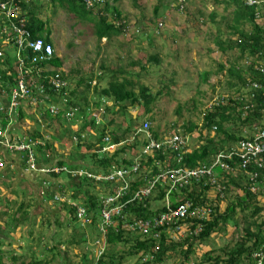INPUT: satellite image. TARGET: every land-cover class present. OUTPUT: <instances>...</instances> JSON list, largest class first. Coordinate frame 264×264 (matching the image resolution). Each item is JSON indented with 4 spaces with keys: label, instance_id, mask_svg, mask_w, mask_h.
Masks as SVG:
<instances>
[{
    "label": "trees",
    "instance_id": "1",
    "mask_svg": "<svg viewBox=\"0 0 264 264\" xmlns=\"http://www.w3.org/2000/svg\"><path fill=\"white\" fill-rule=\"evenodd\" d=\"M5 1L7 0H0V2ZM49 1L51 3L57 2L60 8L69 9L71 13H75V9L72 7L75 4H80L81 6L79 7L82 11H85L88 16L93 14L91 13L92 11H89L91 7L88 8L83 0ZM119 1L120 0H112V3L108 4L106 0H103V5L97 6L100 7L98 12H95V14L90 17L92 19H90L91 21H98V25L95 26V22L93 27L94 34L99 39L107 36H117L123 32L125 33L126 25L122 24L116 26V23L121 19L119 17L120 13L115 6ZM156 1L158 4L152 10L153 15H156L159 7L162 9L164 8L161 3L163 0ZM209 1L216 7L224 5V10H227L228 7L231 8L226 15L228 19L225 24L227 36L224 39L218 37L220 30L216 27V37L218 38L214 39V44L221 53L230 49L236 50L235 56L226 58L224 61V63L227 64L226 69H224V74L229 78L226 84L231 90L234 89L236 99L232 97L234 95H227L224 99L221 98L219 102H215L211 110L202 112L199 128L198 125L191 122H188L185 127L182 128V134L188 131H194L196 128L199 129L197 130V133L199 131L197 138L202 141V144L197 149L189 150L184 144V138L179 134L178 136L182 141V145L175 150L166 148L162 134L159 138V131L157 132L151 129L150 122L152 121L149 117V113L152 112L156 98L162 91L151 93L147 85L139 83L133 85L132 80L126 77L120 81L109 82L107 87L99 91L93 90L97 98L102 97L111 99V109L113 113L116 112L118 116H121L124 120L125 127H122L123 130L119 133L111 132L107 128L113 124V121H109L106 125H100V127L96 129V126L91 124V122H87V118L80 110V107L84 110V104L88 103L86 101L87 97H84L83 91H87V86L84 87L85 81L90 80L91 77L85 72L80 71L82 75H76V77H74V83L71 81L69 84V91L66 87L56 88L52 85L45 84L43 95L39 98L40 101L36 102L35 95L32 92H29V96L24 100L27 107L35 106L37 108L36 113L42 117L47 124L53 125L52 134H50L48 138L49 141L35 146L37 149L31 151L34 156L33 163L37 164L39 158L40 162L43 164H52L54 157L50 159L49 154L56 146L52 139L56 137L57 131L61 128V122L59 120L70 110L76 111L77 119H79L81 111V119L78 121L81 123L80 127L76 128L75 131L73 130L72 133V130H69L67 133H71L70 138L77 140L73 150H84V154H88L87 159L84 155L78 156V160L93 164L98 172H106V169L111 164L127 168L132 161H138V169L135 171L129 170L126 175L129 182L126 194H120L118 196L113 195L124 203L125 207L120 213L121 215L115 214L112 216L110 222L106 221L108 224L104 222L101 216V211L104 209V201L108 195L104 194L101 199L99 198V195L103 194L104 191L108 189L107 184L99 187V192L97 193L94 191L95 185L91 181L83 178L77 180L67 177L70 179V182L67 183V189L72 193L70 199L76 203L74 205L83 210V214L79 218L76 217L75 207L65 202H58L55 204L52 200L54 193H61L62 184L54 181V185L58 187L57 190L53 185L50 188L45 187V189L50 190H45V195L41 200L45 203L46 199H50L52 204L55 205L51 208L53 210L51 211L50 209L49 213H47L50 215L49 219L51 221L47 216L40 221L44 228L48 229L49 225L55 224L58 229L64 228L67 230L71 228L72 233H78V228L85 229L91 226L92 223L95 232L99 235L98 241H100V243H105L106 251L102 250V255H98V258L96 257L97 255L94 254L95 259L90 264H128L127 258L131 256H137L135 262L131 264H174L175 262L173 263L168 260L173 258L174 254L182 259L178 264H264V218H261L259 215L264 205L257 206V199L259 197L262 198L264 202V152L255 158L257 160L255 164L251 162V160L250 162L247 161L244 170L239 167V162L236 157H231L229 160L225 159L224 163L228 165V169H221L219 166L211 169V175L215 178L212 182H210L208 179L209 177L206 176L198 180L186 179L185 182L176 185L172 191L169 192L170 194L168 193L169 195H167V198L172 209H176L179 205L187 204L189 206L187 213H189V211L194 209L202 210L203 208L199 205H208V220L196 221L190 217L187 219L176 217V219L163 223L162 226L153 225V221L159 217V214L166 210L162 205L167 190L170 188L166 185L168 177H163L167 171L173 169L190 171L198 169L204 164L208 167L210 160L216 153L224 152L228 154L230 150H234L232 147H236L239 141L251 138L250 134L244 135V129H248L249 132H254L255 129L252 127L258 125V127L264 128V117L261 113L262 108H264V74H261V71L258 73L254 71L255 65H259L261 69L264 68V32L261 27L257 26L253 19L254 10L261 12L264 8L258 5V2L247 7L243 6V1L241 0ZM36 2H38V0ZM181 2L182 4H180L179 8L177 7L178 10L176 9L175 12L188 14L187 6L189 3H193L192 0H182ZM24 3L32 2H25L23 0L16 2V6L20 13L15 20L16 24L19 26L18 20L22 19L23 23L21 27L31 33L32 38L39 37L38 35L43 30V22L37 17H34L33 11L29 9L30 6L26 7L27 4ZM172 9L174 10V8ZM213 10L208 13V20L210 22H213L217 16V13ZM224 19L225 17L220 16L221 21H224ZM245 25L248 26V29L244 28ZM232 37L234 38L232 39ZM146 61L149 64L158 65L160 56L159 54H149L146 56L145 62ZM242 61L243 64L248 62V66H243V64H241ZM13 63L11 57L10 60L4 58L3 64L7 67L6 70H0V100L7 102H10L8 99H11L12 91L17 89V77ZM134 63L135 61H131V66H134ZM44 64L59 68L61 66V60L57 57H51L43 60L40 65ZM222 65L223 64H218V72L223 71ZM138 67L139 71L132 75L134 79H137L139 72H143L145 69V66L141 64H139ZM120 75L122 76V74ZM206 77V72L200 73L197 86L206 82ZM60 78L64 79L62 76H60ZM167 81L168 84H172L171 81ZM160 83L163 84L161 81ZM133 88H136L135 92ZM28 89L30 91L29 87ZM195 94L196 96L203 95L199 89H195ZM78 96L81 100L77 102L76 99ZM245 97L246 100H244ZM222 100L226 102H222ZM47 101L48 105L45 106V111L47 110L53 115L52 119L46 115V112L38 111V106ZM32 103L34 104L32 105ZM190 103L192 110L196 111L198 114L197 101L192 99ZM21 105L22 100L19 99L14 109L3 107L0 110V130H4L8 124L9 127H16V129L13 127V129H11L17 132H19L20 129L21 131L27 130L21 127V124H26L22 119L24 117L23 111L18 110ZM131 106L142 107L143 119L149 122V124L146 123L147 127L145 130L142 128V116L130 117L129 108ZM182 109L183 108L177 104L175 115L180 116ZM64 120L68 122V118H64ZM86 125L89 131L85 129ZM170 127L172 128L173 126L170 125ZM24 131L22 132V136H19L18 133L9 135L11 139L10 144L22 141L25 143L27 140H23L24 136L32 140L42 139L40 133L36 130L30 133ZM78 131H83L84 134ZM86 131L97 132L98 138L95 142L89 143V141H87ZM202 131L205 132L203 135H201ZM104 135L107 136L104 137ZM81 136H83V138ZM103 137L108 139L107 144L113 145L112 151L102 150V147L106 145L101 142ZM127 140L130 142H126ZM150 141L163 145L161 150L151 148L152 153L142 155L144 147L147 146ZM9 154H11L10 156L18 155L17 158H19L21 166L26 164V151H14V153L12 152ZM0 160H3V158H0ZM2 162L6 163V161ZM64 163V161L59 160L55 163V166L58 168H69V166H66ZM257 164H260L259 167ZM252 172H254L255 178L252 179L253 181H249L248 178L251 176ZM61 174L63 173L59 172L54 174L48 171L46 175L54 180L60 177ZM156 179L157 183L152 189L153 191H151L147 197L139 194L138 198L133 199L135 193L138 191L140 192V189L148 188L150 183ZM217 185H220L221 189L214 192V201H210L206 198V193L210 186ZM253 185L257 188L255 193L250 191ZM10 186L11 184H8L7 188H10ZM239 191L240 194L238 195L236 192ZM19 194L22 193L19 192ZM161 201L162 205L159 208L156 210L151 208L152 203H161ZM221 202L223 203L222 210L219 209ZM57 205L60 207H57ZM28 206L29 204L25 203L23 207L22 201L21 203H16V207L7 204L6 209L11 208L12 210L14 208V210L9 217L6 215L7 219L5 221L9 220V222L5 224L4 227L7 228V226H9L13 228L14 218L17 219L18 222H20V220H27L29 222L30 215L26 210ZM4 207V200L2 199V203L0 204V215L3 216H5L4 212H6ZM57 211H61L64 216H62V218L64 219L60 218ZM4 219L5 218H3V221ZM89 221H91L90 224ZM146 222H148L149 225L145 227L146 231L142 233L138 225ZM79 223H81L82 227ZM74 224L78 227H75ZM1 225L2 220H0V226ZM128 225L134 226V229L131 230ZM228 225L232 228L230 234L233 240L223 241L219 245L212 243L211 238L218 237L219 240V238L223 236H219V233L225 234ZM174 228L180 229V232L175 231V233H172L179 239L178 241L171 239L168 233L169 229ZM181 228H184V230ZM178 233L180 236H178ZM3 238H5L4 234L0 233V248L3 246L1 243ZM102 238L104 240H101ZM68 239L70 243L71 237ZM205 245H209L208 249L203 248ZM125 246H127L126 249L124 248ZM151 247L155 248L151 251ZM197 250L200 251L193 256L194 252ZM140 252L141 254L137 255ZM4 253L9 254L8 259L12 262L11 264H13L15 257L12 256V250H0V264H5L2 261ZM147 255L149 256L147 257ZM145 256L146 259L144 260ZM83 259L84 253H82L81 260L83 261ZM20 264H42V262L29 259L28 262H20Z\"/></svg>",
    "mask_w": 264,
    "mask_h": 264
},
{
    "label": "rangeland",
    "instance_id": "2",
    "mask_svg": "<svg viewBox=\"0 0 264 264\" xmlns=\"http://www.w3.org/2000/svg\"><path fill=\"white\" fill-rule=\"evenodd\" d=\"M83 1L88 8L93 6L92 3L89 4L88 1ZM192 2L193 3H189L187 6L188 14L176 13L164 6L163 11H161L162 8L159 7L156 15H153L152 10L158 4L156 0H121L115 6L120 13L119 17L126 22V31L117 36L105 37L104 46L100 44V39L94 34V27L92 26L91 28L89 24L90 17L94 14L88 16L87 13L80 12L79 16L81 21H76V19L72 18L75 14L71 13L69 9L60 8L57 2L51 3L49 0H40L35 2L34 5L36 7L35 9L41 12H37V18L43 22V30L45 32L50 31L51 35L55 34L63 39V41H61L62 43L57 45V47L55 46L54 54L62 61L61 68L67 70V72L64 71L66 72V80H70V82L72 81V83H74V77L78 75L77 71L80 68V71H89L100 79V85L103 87L105 83L107 84L114 80L113 73L115 72L117 74H122V77L132 80L133 85L136 83L147 85L151 93L162 91L156 98L152 112L150 113L151 115L149 116L152 121L150 122L151 129L153 131H159V138L161 134L165 136L172 132H178V134L184 138L186 143L185 146H187L189 150H193L197 149L202 144V141L197 138L199 133V131L197 133V130H199V124L201 123V113L211 110L210 105H215L213 101L216 99L220 97L224 98L230 94L235 96L234 89L231 90L226 84L229 78L224 74V69L227 67L224 61L226 58L235 56L236 50L230 49L221 53L214 44V39L218 37L224 39L227 36L225 24L228 19L226 15L231 8L228 7L227 10H224V5L216 7L209 0H192ZM161 3L163 6L164 3L168 2L162 1ZM212 10L217 13V16L213 22H210L208 20V13ZM220 16L225 17L224 21L220 20ZM95 22V26H97L98 21L95 20ZM95 22L93 20V23ZM158 23H160L161 26ZM53 26L60 28L62 36H60L59 29H53ZM216 27L220 30L218 37H216ZM244 28L248 29V26L245 25ZM134 30L138 32L139 36H136L137 32H134ZM233 38L234 37H232V39ZM149 54H159L160 62L158 65L149 64L147 61L145 62L146 56ZM132 60L135 61V65L141 64L145 66L144 71L139 72L137 79H134L131 75L137 73L139 67L131 66V69L127 68ZM218 64H223V71H217ZM241 64H243V61ZM202 72H206L207 74L206 82L197 86L199 74ZM119 79H121V77ZM167 80L171 81L172 84H168ZM160 81L163 84H161ZM195 89L201 90L203 95L196 96ZM133 90L135 92L136 88H133ZM80 99L81 98L78 96L76 101H80ZM192 99H195L198 103V114L196 111L192 110L190 103ZM217 101L220 100L218 99ZM222 102L226 101L223 100ZM177 104L183 108L180 116L175 115ZM47 105L48 101L40 104L38 106V111L46 112V115L52 119L53 115L47 110L45 111V106ZM84 105V110L82 107H80V110L84 113V116H86L85 108L89 107V109H91L92 104L85 103ZM132 107L135 106H131L130 108ZM36 110L37 108L33 106L30 107V112H28V114L22 112L29 123L28 125L21 124V127L26 128L28 126L29 128L26 131L29 133L33 130L38 131L42 139L47 142L49 141V135L52 134L53 125L47 124V122L36 113ZM142 112V107H138L135 115H142ZM105 113L108 114L111 121H113V124L107 128L114 133L122 131L125 127L122 117L118 116L116 112L113 113L112 109H106ZM59 121L61 122V128L57 131L56 137L52 139L56 146L53 148V151H50L49 158L51 159L54 157L58 160L57 158L61 157L66 166L73 167V161H77L78 156L85 155L86 159L88 158V154H84V150H73L74 145L71 143L70 134L73 130L75 131L76 128L80 127L81 123L73 120L67 122L64 119H60ZM188 122L198 125V128L194 131L192 130L182 134V128L185 127ZM170 125L173 127L171 128ZM12 129L9 130L10 135L18 133L19 136H22L23 131H21V129L19 132ZM69 130L72 131L70 134H67ZM78 132L84 134L83 131ZM204 133L205 132L202 131L201 135ZM247 134L251 136L253 131L249 132L248 129H244V135ZM23 138H27V136ZM97 138V132H87L86 139L89 143L95 142ZM126 142L130 141L127 140ZM36 149L37 147L33 146V150L35 151ZM66 160L70 163L66 162ZM82 164L90 171L94 170V168L89 166L90 163L82 161ZM74 166H76V164H74ZM211 177L213 178L212 175ZM60 179L63 181L62 186L64 187L66 183L70 182V179L64 174L60 175ZM24 186H27V184L22 182V186H18L16 191L23 189L22 187ZM236 193L239 195L240 191ZM9 195L10 193L7 192L4 197H8ZM207 195L208 197L206 198L210 201H214L215 193L213 194L211 191H208ZM99 196L101 199L104 194H100ZM17 198L18 197H16V199ZM257 200V206L264 205L262 198L259 197ZM1 203L2 197L0 196V204ZM7 204L8 203H6V205ZM164 204H166L165 201L163 205L162 201L161 203H152L151 208L156 210L161 205L163 207ZM115 206L118 207L119 203ZM33 207L30 209L31 211L33 208V215L39 211L41 212L40 207L36 205H33ZM57 207L60 206L57 205ZM219 209H223L222 202L219 205ZM259 215L261 218H264V207ZM35 219L36 217H34V220ZM8 222L9 220L2 221L0 233L4 234V237L7 238V240H11V242L8 245V241L2 239L1 243L3 247H1L0 250H12V256L15 257L13 264H20V262L26 263L29 259L33 261L39 260L42 264H90L94 261L95 255H97V258L98 255H102V250H98L97 248L103 247V250H105L106 247L104 242L100 243V241H98L99 235H97L93 226H88L85 229L78 228V233H72L71 228L67 230L64 228L58 229L55 224L49 225L48 229H42L38 221L35 220L26 230L21 229L13 233L14 230H11L9 226H7V228L4 227ZM79 224L81 226V223ZM74 226L78 227L76 224H74ZM175 231L180 232V229H169L168 233L171 239L178 241L179 239L176 238L175 234H172L175 233ZM231 232L232 228L228 225L225 234L219 233V236L223 235L219 240L218 237L211 238L212 243L219 245L223 241L233 240L230 234ZM178 236H180L179 233ZM69 237H71L70 243ZM101 240L104 239L102 238ZM60 244H63L65 247L58 246ZM208 246L209 245H205L203 248L208 249ZM124 248L126 249L127 246ZM153 248L155 247L150 248L151 251ZM198 251L200 250L195 251L193 256H195ZM82 253H84L83 261L81 260ZM140 254L141 252L137 255ZM64 255L67 256V261H64ZM148 256L149 255H147V257ZM8 257L9 254L5 253L2 256V261L5 264L12 263ZM136 259L137 256H131L127 258V263H134ZM145 259L146 256L144 260ZM168 260L173 263L175 262L174 264H178L182 259L174 254L173 258Z\"/></svg>",
    "mask_w": 264,
    "mask_h": 264
},
{
    "label": "clouds",
    "instance_id": "3",
    "mask_svg": "<svg viewBox=\"0 0 264 264\" xmlns=\"http://www.w3.org/2000/svg\"><path fill=\"white\" fill-rule=\"evenodd\" d=\"M106 1H107L108 4H111L112 3V0H106ZM163 1L168 2V3H164L163 6H165L167 9H169L171 11H174V12L176 11V9L178 10L180 4H182V2H181L182 0L181 1L180 0H163ZM241 1H243V6L250 7V6L253 5L252 4V5L249 6V5L246 4L245 0H241ZM255 1L258 2V5H261L264 8V5H263L264 0H259V1L258 0H255ZM92 4H93V6L90 9H94L97 6L103 5V0H92ZM172 8H174V10ZM163 10H164V8L161 9V11H163ZM263 10H261V12ZM261 12L254 10L253 19H254L255 23L257 24V26L261 27L262 31L264 32V29H263V26H262V22H261V18H260ZM164 14H165V12H164ZM13 24H14V20H8L6 18H3L0 15V61L2 62V68H3L1 71L6 70V67H7V66H5V64H3L4 58L5 59L8 58L10 60V57H11L12 58V61L14 62L13 63V67H14V71L16 73L17 82L19 81L20 78L23 80L24 85H26L27 88L29 87L30 88V92H32L35 95L36 102L37 101H40L39 98L43 95V89L45 88V84L52 85V86H54L56 88H58V87H66V89L69 91V88H70V86H69L70 80H66V73L64 71L63 72H59L57 70L58 68H55V67L50 66V65H47V64L40 65L43 62V60L49 59L51 57H56L55 54H54V49H53L52 45L49 44V43H47V42H45L43 40V38H41V37H34V38H32L31 33H29L27 31L29 33V39H28L29 41L32 42L33 40H36V39L41 40L44 45H47V46L50 47V53L47 54L46 51H44L42 53H40V52H34V51L31 50V48H29L28 46H26L24 44H23V46L21 48L18 49L16 47V44H14L15 36H14V31L12 29ZM122 24L126 25V22L121 18L118 21V23H116V26L122 25ZM158 24L161 26L160 23H158ZM125 31H126V26H125ZM134 32H137V31L134 30ZM136 36H139L138 32H137V35ZM25 51H27V52H25ZM9 52H10V54H9ZM12 55H14V56H12ZM37 55L38 56H41V59H39V60H37L35 62H32L31 59L34 56H37ZM18 64H20L21 66H18ZM248 64L249 63L247 62V63H244L243 65L244 66H248ZM134 66H138V65H135L134 64ZM127 68L131 69V64H129V66ZM254 71L257 72V73L261 71L262 72L261 74H264V68L261 69L259 65H255L254 66ZM56 72H58V73H56ZM77 74L78 75H82L79 69L77 71ZM88 75H90L89 77H91V79L85 81V86L84 87L87 86V91L84 92L85 91L84 90L83 91V94H84V97H87L86 101L88 103L92 104V107H91V109H89V107H86L85 108V113L87 114L85 117L87 118V122H91V124H93L94 126H96V129H97L98 127H100V125H106L109 121H111V119L109 118L110 116L105 113V110L106 109H111V99H107V98L105 99V98H102V97H100V98L98 97L97 98L96 97V95L93 93V90L99 91L101 89H104L105 87L108 86V83L107 84L105 83V85L102 87L100 85V79H98L92 73H90ZM60 76H62L64 79H61ZM120 77H121V79H119ZM131 77H132V75H131ZM123 78H125V77H122L120 74H117V76L112 81H117V80L120 81ZM248 89H249V87H248ZM82 98H83V96H82ZM221 98H223V97H220L218 99L220 100ZM218 99H216L213 102L214 103L215 102H219V101H217ZM235 99H236V97H235ZM24 100L25 99L22 100V104L25 105V107H27V104L24 103ZM244 100H246V97H245ZM7 104H8V108L9 109H14L16 107V105H15L14 107H11L10 108V103L7 102ZM33 104L34 103H32V105ZM210 106L212 107L213 104H211ZM25 109L28 110V109H30V107H27ZM136 110H138V107H136V106L130 108V110H129V113L130 114L129 115L130 116H133V117L134 116H137V117L138 116H142V119H143V116H144L143 115V112L141 113L142 115H135ZM263 111H264V108H262V111H261V113H262V115L264 117V112ZM64 118H68V121L73 120L75 122H78L81 119V114L79 115V119H77L76 111H71L70 110L66 114L63 115V118L62 119H64ZM201 118H202V115H201ZM142 122H143L142 123V128H143V130H145L146 127H147L146 126L147 125L146 123L149 124V122L146 121V120H144V119L142 120ZM253 128L255 130H254L253 134L251 135V138L254 136V134H255V132L257 131L258 128L259 129H264L263 127H257V126H255ZM85 129L89 131V128H88L87 125L85 126ZM9 130H10V128H8V127H6L4 130H0V133H1V136H0V149H4L3 150L4 152L12 153L11 151H8L7 150L6 145H5L6 141H9L10 142V140H11L10 137H9L10 134H8L9 133ZM22 131H24V130H22ZM176 134H178V132H176ZM169 135L163 136V141L165 139H167V137ZM106 136L107 135H104V137H106ZM81 137L83 138V136H81ZM104 137L101 139V142H103L104 144H106V145H104V147L109 146V144H107L108 143V139H107V142L103 141ZM25 139L27 140L26 143L28 141L30 142L31 151L33 150V146L41 145V144H43L45 142L43 139H41V140L40 139H38V140H32V139H30L28 137L27 138H23V140H25ZM245 140H248V139H245ZM71 143L75 146L76 143H77V140L71 138ZM104 147H102V149ZM233 148L234 147H232V149ZM112 150H113V148L110 151H112ZM219 153H223V152H219ZM216 154H218V153H216ZM32 157L34 159L33 154H32ZM53 159L54 160H53L52 164H48V163L47 164H43V163L40 162V160L38 158L37 164L34 163V167L32 169H29V168H27V169L29 171L40 172L41 174H45V175L47 174L48 171H50L51 173H54V174L55 173L62 172L67 177H70V179L74 178V179H77L78 180V179H82L83 178L85 180L91 181L95 185L94 186V191L97 192V193L99 192V187H101L104 184H107L108 185V189L105 190L104 193H103L105 195L111 194L115 190L116 187H118L119 185H121V182L119 183L118 186L115 185V184L112 185L111 183H108V182H105V181H95L94 179H92L90 177H87L85 175L78 176L77 173L81 171V172H85L86 174H90V175H93V176L99 175L101 177V176H107L112 171L117 170V169H119V170L120 169H126L124 167L114 166L113 164H111L106 169L107 170L106 172H98L96 170V167L93 164H90L89 166H91L92 168H94V170L90 171L86 166H84L82 164V160L73 161V163L76 164V166H74V164H73L74 167H69V168H67V167L66 168H64V167L62 168L61 167V168H58L57 166H55V163L58 162L59 160H63V158L59 157V158H57L58 160H56V158H53ZM212 161H213V158L210 160L209 164ZM68 163H70V162L68 161ZM131 163H130V165H131ZM25 165L27 167V164H25ZM54 170H56V171H54ZM125 181H126L127 184L129 183L128 180H127V178L125 179ZM66 185H67V183H66ZM251 188H254V191H251ZM251 188H250V191L252 193H255L257 191V188L254 187V185ZM220 189H221L220 185L210 186V188H209L208 191H211L214 194V192L219 191ZM126 192H127V189H126V191H125L124 194H126ZM54 196H58V197L59 196H63L70 203L76 204V203L73 202L72 199H70L71 198L70 196L67 197L66 195H64V193H62V191H61V193L56 192L52 196V200L55 203H58V202L62 203L59 200H54L53 199ZM206 197H208L207 193H206ZM65 201H63V202H65ZM67 204L70 205L69 203H67ZM199 206H201L204 209L206 208V209L209 210V206L208 205H199ZM77 218H79V217H77ZM90 222L91 221H89V224H90ZM38 223H39V226H41L42 229H44L43 224L40 221ZM81 227H82V225H81ZM58 246H61V245H58ZM62 247H64V246L62 245ZM97 249L98 250H103V247H98Z\"/></svg>",
    "mask_w": 264,
    "mask_h": 264
},
{
    "label": "built area",
    "instance_id": "4",
    "mask_svg": "<svg viewBox=\"0 0 264 264\" xmlns=\"http://www.w3.org/2000/svg\"><path fill=\"white\" fill-rule=\"evenodd\" d=\"M19 0H7L5 2H0V15L3 18H6L8 20H14V24L12 26V29L14 31V36H15V40H14V44H16V47L19 49L24 45L28 46L29 48H31L32 51L34 52H44L46 51L47 54L50 53V47L47 45H44L42 43L41 40L36 39L33 40L32 42L29 41V33L24 30L21 27V24L23 23L22 19L18 20L19 26L16 24V19L18 18L19 14H18V8L16 6V2ZM23 1H28V0H23ZM88 1V3H92V0H86ZM247 5H252L254 4L256 1L255 0H245ZM264 5V2H263ZM260 18H261V22H262V26L264 29V10L261 12L260 14ZM41 59V56H34L31 61L35 62L37 60ZM21 63V62H20ZM18 66H21L20 64H18ZM40 91V90H39ZM29 89L26 87V85H24L23 80L20 78L19 81L17 82V89L13 90L11 93V99H10V108L14 107L17 103V101L19 99L23 100L25 98H27L29 96ZM32 100V99H31ZM2 108L0 107V110ZM264 112V111H263ZM1 136V133H0ZM103 141L107 142V139L104 138ZM164 145H166V148H168L169 150H175L178 149L181 145H182V141L179 138L178 134L176 133H171L167 139H165L164 141ZM6 148L8 151L14 152V151H26L27 152V168L32 169L34 167V163H33V157H32V153H31V148H30V142L28 141L26 144L24 143V141L22 142H13L12 144H10L9 141H6L5 143ZM160 144L155 143L154 141H150L148 143L147 146H145L144 151L147 148H158ZM113 148L112 145L106 146L104 147L102 150L105 151H110ZM234 150H230V152L228 154L223 153H218L213 157V161L209 164V166H201L198 169H194V170H190V171H175L174 173H172V175L170 176L171 180V186H173L175 183H179V182H185L186 179H195L198 180L202 177H209L210 173H211V168L215 167V166H219V167H224L223 163L224 160H229L231 157H236V159L238 160V162L241 164L242 167H245L247 161L253 162L254 164L257 162V160L255 159L256 157H258L260 154H262L264 152V129H257V131L255 132L254 136L251 139L248 140H242L239 141L237 143V146L233 148ZM260 164H257V166L259 167ZM138 161H132L131 165L126 168V169H117L112 171L110 174H108L107 176H93L90 174H86L85 172H78L77 175H85L87 177H90L92 179H94L95 181H105L108 183H111L112 185H119V183L121 182V185H119L118 187L115 188V190L111 193L108 194V198L107 201H111L113 199V195H120V194H124L128 184L126 183L125 179H126V175L128 173L129 170L135 171L138 169ZM56 171V170H54ZM255 178V174L254 172H252L251 176L248 178L249 181H253L252 179ZM251 191H254V188H251ZM54 200H59L61 202L65 201V197L63 196H54L53 197ZM66 203H69L71 206L75 207L76 210V216L80 217V215L83 213V210L78 208L77 206H75L74 204L70 203L68 200L65 201ZM209 212L208 209H195L194 211L191 212V215L198 218V217H205L206 214ZM186 214V206L185 205H179L177 209H175V211L173 212H169L167 214H163L162 216L156 218L153 221V225L154 226H159L162 225L163 223L169 222L172 220V218H176V217H183ZM102 219L104 220V222L106 223V221H109L108 215L106 213H102L101 214ZM108 224V223H106ZM147 223H140L138 225V228L141 230L142 233H144L146 231L145 227H146Z\"/></svg>",
    "mask_w": 264,
    "mask_h": 264
},
{
    "label": "crops",
    "instance_id": "5",
    "mask_svg": "<svg viewBox=\"0 0 264 264\" xmlns=\"http://www.w3.org/2000/svg\"><path fill=\"white\" fill-rule=\"evenodd\" d=\"M36 1L37 0H34L32 3H24V4H27L26 7L30 6L29 9L31 11H33L32 13H33L34 17H37V14H38L37 12L41 13L40 10L35 9L36 7H35L34 3ZM38 1H40V0H38ZM79 6H81V5L75 4L72 7L73 9H75V13H74L75 16H72V18L76 19V21H81L80 16L78 15V14H80V12L85 13V11H82V9ZM94 9L95 10L89 9V11H92L91 13L95 14V12H98V9H100V7H96ZM89 24L91 25V28H92L94 23H93V21L89 20ZM78 25H80V24H78ZM87 26H89V25H87ZM79 28H81V27H79ZM53 29H59L60 36H62V34H61L62 32H61L59 27L53 26ZM38 36L43 38V40L45 42L51 44L54 50H55V46L57 47V45H59L60 43H62L61 41H63V39H61L59 36H56L55 34L51 35L50 31L45 32L44 30H42V32ZM104 43H105V38H100V44L104 46ZM63 45H64V43H63ZM9 54H10V52H9ZM61 67H62V61H61V66L57 70L59 72H63V71L67 72V70L62 69ZM2 69H3L2 68V62L0 61V70H2ZM56 73H58V72H56ZM85 73L90 74L89 71H87ZM113 75H114V78L117 76V74L115 72ZM0 106L2 108L3 107L7 108L8 104L6 101L0 100ZM25 108H27V107H25V105L22 104L18 108V110L23 111V112L28 114V112H30L29 111L30 109L26 110ZM22 119L24 120L26 125H28L29 122H27L26 116H24ZM6 127L10 128V129L13 127L14 129H16V127H14V126L9 127V124ZM28 128L29 127L27 126L24 129H28ZM3 150L4 149H0V158H3V160H0L1 161L0 162V196L4 200V205H5L4 208L6 209V203H8L11 206L14 205L15 207H16V203H18V202L21 203V201L23 202V207H24L25 203L29 204V206L26 210L28 211V214L30 215V221L28 222L27 220H20V222H18V220L14 218L13 228H11V230H14L13 233H15L16 231H19L21 229L26 230L29 226H31L35 222V220H37L39 222V221L45 219V216H47L48 219L50 218V215L47 213H49V210L51 208H53V205H55L56 203L52 204L50 199H46L45 203L41 200L45 195V190L46 191L50 190V189H45V187L50 188L53 185V186H55V188L57 190L58 187L56 185H54L55 184L54 181L58 182L62 185H63V181L60 179V177H57L53 180L52 178L47 177V175L41 174L40 172L29 171L27 169L26 165H23V164H22L23 166L20 165L19 158H17L18 155L10 156L11 154L4 152ZM2 161H6V163H3ZM22 182H25L27 184V186L22 187L23 189H20V191H16L18 186H20V185L22 186ZM8 184H11L10 188H7ZM67 188H68L67 185L65 187L62 186L61 191H62V193H64V195L69 197V196H71L72 193L70 191H67L68 190ZM7 192L10 193V195L8 197H4V195ZM19 192L22 194H19ZM20 195H21V197H20ZM16 197H18V198L16 199ZM32 199H33V201H32ZM33 205L40 207L41 212L39 211L40 213L38 212V214L35 213L33 215L32 211H33V208L35 207V206L33 207ZM31 207H33V208L30 211ZM55 208H56V206H55ZM13 210H14V208L12 210H11V208L6 209V212H4L5 216L0 215V220L3 221V218H5L4 219V221H5L7 219L6 215H8V217H9ZM52 210L53 209H51V211ZM57 212L60 215V218H62L63 215H62L61 211H57ZM33 216L36 217L35 220H34ZM24 226H26V227H24ZM91 226H92V223H91ZM1 237H3V236H1ZM3 239L7 240V238H3ZM7 241H8L7 244L9 245L11 240H7ZM60 245L62 246L63 244H60ZM37 256H38V254H37ZM66 257L67 256L64 257V261L68 260Z\"/></svg>",
    "mask_w": 264,
    "mask_h": 264
},
{
    "label": "bare ground",
    "instance_id": "6",
    "mask_svg": "<svg viewBox=\"0 0 264 264\" xmlns=\"http://www.w3.org/2000/svg\"><path fill=\"white\" fill-rule=\"evenodd\" d=\"M20 1V0H19ZM29 1H31V2H33L34 0H28V1H25V2H29ZM18 14L20 15V13H19V11H18ZM8 100H10V99H8ZM7 102V101H6ZM7 107V106H6ZM149 129V128H148ZM145 140H147V139H145ZM144 141V140H143ZM162 142V141H161ZM26 143V142H25ZM184 144H186L185 143V141H184ZM162 146L163 145H159V147L157 148L158 150H161V148H162ZM187 147V146H186ZM144 149H145V147H144ZM144 149H143V151H142V155H148V154H150V153H152V150H151V148H147L145 151H144ZM14 153V152H13ZM250 162V161H249ZM248 162V163H249ZM223 165H224V167H219V168H221V169H228V165L226 164V163H223ZM239 165V167L242 169V170H244L245 169V167H242L241 166V164L239 163L238 164ZM248 165V164H247ZM203 166V165H202ZM204 166H207V165H205L204 164ZM216 167V166H215ZM214 167H212L211 169H213ZM185 171L184 169H173V170H171V171H167L166 173H165V175L163 176V177H168L167 178V182H166V185L168 186V187H170L168 190H167V194H166V196H165V202H166V204H164V208L166 209L165 210V212H163V213H161V214H159V217L160 216H162L163 214H167V213H169V212H173V211H175V209H172V207L170 206V203L168 202V198H167V195H169L170 193V191H172V189L176 186V185H179V184H181V183H183V182H179V183H175L173 186H171V178H170V176L172 175V173H174L175 171ZM209 181L210 182H212L213 181V179H215L214 177L212 178L211 177V173H210V175H209ZM156 183H157V179L156 180H154V181H152L151 183H150V185H149V187L148 188H145V189H140V192L138 191L137 193H135L134 194V197H133V199H135V198H138V196H139V194H141V195H143L144 197H147L149 194H150V192L151 191H153L152 189L155 187V185H156ZM169 193V194H168ZM116 196H118V195H116ZM116 196H113V199L111 200V201H107V198L105 199V201H104V209L101 211L102 213H106L107 215H108V218H109V222L111 221V218H112V216H114L115 214L117 215V214H120L121 212H122V210H123V208L125 207V204L124 203H122ZM117 203H119V206L118 207H116L115 205L117 204ZM185 206H186V214L183 216V217H180V218H184V219H187L188 217H190L191 219H193V220H196V221H203V220H208L209 219V215H207L206 214V216L205 217H198V218H196V217H194V216H192L191 215V212L192 211H194V210H191V211H189V213H187V210H188V208H189V206L187 205V204H184ZM178 208V207H177ZM176 208V209H177ZM83 214V213H82ZM82 214L80 215V217L82 216ZM121 215V214H120ZM173 219H176V218H172V220ZM147 223V225L146 226H148L149 224H148V222H146ZM163 225V224H162ZM162 225H159V226H162ZM128 227L131 229V230H133L134 229V226H132V225H128ZM182 230H184V228H181ZM198 231V230H197Z\"/></svg>",
    "mask_w": 264,
    "mask_h": 264
}]
</instances>
